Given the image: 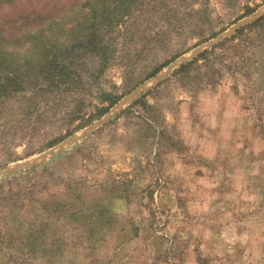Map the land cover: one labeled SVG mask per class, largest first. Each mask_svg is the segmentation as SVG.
Segmentation results:
<instances>
[{
  "label": "rangeland",
  "instance_id": "obj_1",
  "mask_svg": "<svg viewBox=\"0 0 264 264\" xmlns=\"http://www.w3.org/2000/svg\"><path fill=\"white\" fill-rule=\"evenodd\" d=\"M71 1L0 0V24L13 35L24 16ZM164 2L180 11L172 24L144 13L134 36L107 38L102 87L127 94L101 119L70 121L79 94L49 109L39 99L38 114L25 100L0 102V236L23 247L0 237V264H264V20L253 25L264 0ZM46 201L56 202L51 215ZM65 203H84L102 227L93 250L88 224L55 207ZM50 218L56 234L42 244L61 236L64 254L24 255L29 222Z\"/></svg>",
  "mask_w": 264,
  "mask_h": 264
},
{
  "label": "trees",
  "instance_id": "obj_2",
  "mask_svg": "<svg viewBox=\"0 0 264 264\" xmlns=\"http://www.w3.org/2000/svg\"><path fill=\"white\" fill-rule=\"evenodd\" d=\"M147 1L72 0L71 5L63 11H47L36 13L34 16H24L22 21L15 22L17 24L13 23L10 26L13 33L18 32L19 29V32L13 35H9L7 29L0 24V102L4 104L5 101L14 99L17 104L25 100L29 104L28 106L32 105L30 110H34V114L35 112L38 114V112L43 113L44 111L40 108L39 99L45 98L46 109H49L52 107L51 103L57 105V102L62 103L67 95L79 94V97L73 98L76 100L75 102L71 101L73 108L69 113L70 121L80 119L81 122L87 123L90 120L101 119L127 94V92L117 93L102 87L101 77L110 64L109 53L113 51L110 50V41L107 38L117 32L118 35L123 34V37L126 34L130 37L134 36L139 24L135 22L139 18H143L142 14L144 13H146V20L154 17V14L160 13L168 25L172 24L180 14L178 8L173 9L165 5V0ZM147 3L149 9H145ZM183 6H187V4L177 7ZM243 30L245 28L239 32ZM216 36L214 35V37ZM227 41L229 39L225 42ZM208 52L201 53L193 61L183 65L181 69L192 65L199 57L208 54ZM164 67V65L160 66L139 80L128 92L134 90L145 80L158 75ZM241 68L244 69V64L239 66V69ZM92 98H97L98 103L88 102ZM90 108L92 110L87 112ZM11 109L14 110L15 106ZM23 120L22 116L15 124L17 129L23 130ZM83 127L82 125L77 129ZM71 134L69 131L67 135ZM58 142L60 141L57 139L55 142H51L50 146H54ZM10 147L9 144L8 149ZM71 189L74 203L76 200L82 202V191L77 186H73ZM44 204V211L50 212L51 215L48 208H51L53 204L56 205V202L46 201ZM66 206L71 207L69 208L71 211L69 216L73 217L71 223L82 221V223L88 224L83 233L88 236V240L92 239L90 247L93 250L94 246L91 244H95V239L103 235L102 227L98 228L93 225L94 215L89 211L86 212V209L83 208L84 203L78 209L75 208L76 204L73 206L70 203L55 207L61 208V212H65ZM34 209L32 208V211ZM98 214H103V211ZM111 219L112 216L109 221ZM38 222V219L31 220L27 227L28 234L25 236L21 234L23 239H27L24 249L31 248L24 255L29 253L36 255L40 249L44 255L47 252L52 255L64 254L65 238L61 237L60 233L56 235L60 237L56 238L50 246L42 244L47 237L45 235L50 232L48 227L52 224L51 218L47 221H40V225ZM37 226L39 228H36ZM36 230L38 232L34 233ZM49 234H56L55 229H52ZM4 236L0 237L9 241V244L16 250H23L22 245L19 244L18 235L7 232Z\"/></svg>",
  "mask_w": 264,
  "mask_h": 264
},
{
  "label": "water",
  "instance_id": "obj_3",
  "mask_svg": "<svg viewBox=\"0 0 264 264\" xmlns=\"http://www.w3.org/2000/svg\"><path fill=\"white\" fill-rule=\"evenodd\" d=\"M255 15H253L252 17H254ZM244 22H242V24H243ZM211 43V42H210ZM209 43V44H210ZM119 105V104H118ZM116 107V106H115ZM90 130V128H88L85 132H88ZM77 140H79V138H77V139H73V141H77ZM63 146L61 145V148H62ZM58 152H55V150H50L49 152H47V153H45L44 154V157H48V156H50V155H52V156H54V155H56ZM9 172V171H8ZM1 173H6L5 171H1Z\"/></svg>",
  "mask_w": 264,
  "mask_h": 264
}]
</instances>
